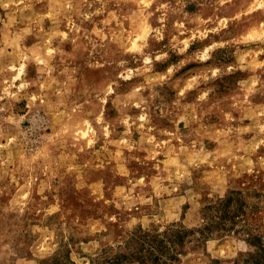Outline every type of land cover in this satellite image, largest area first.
<instances>
[{
  "label": "clouds",
  "instance_id": "clouds-1",
  "mask_svg": "<svg viewBox=\"0 0 264 264\" xmlns=\"http://www.w3.org/2000/svg\"><path fill=\"white\" fill-rule=\"evenodd\" d=\"M0 264H264V0H0Z\"/></svg>",
  "mask_w": 264,
  "mask_h": 264
}]
</instances>
